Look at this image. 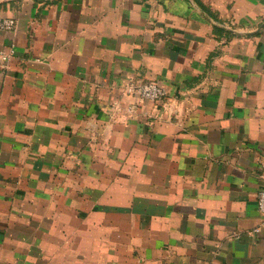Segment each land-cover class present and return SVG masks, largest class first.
Here are the masks:
<instances>
[{"label":"crops","instance_id":"0c3cea01","mask_svg":"<svg viewBox=\"0 0 264 264\" xmlns=\"http://www.w3.org/2000/svg\"><path fill=\"white\" fill-rule=\"evenodd\" d=\"M0 15V264H264V0Z\"/></svg>","mask_w":264,"mask_h":264},{"label":"built area","instance_id":"2783aa9c","mask_svg":"<svg viewBox=\"0 0 264 264\" xmlns=\"http://www.w3.org/2000/svg\"><path fill=\"white\" fill-rule=\"evenodd\" d=\"M15 25L16 20L14 17L0 15V30H11ZM132 90L141 99L152 101L162 100L168 93L166 86L160 80L142 81L134 85ZM129 109L132 110V107ZM257 205L261 213L264 215V186L258 191Z\"/></svg>","mask_w":264,"mask_h":264}]
</instances>
